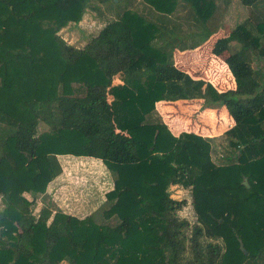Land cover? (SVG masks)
I'll return each instance as SVG.
<instances>
[{
  "label": "trees",
  "instance_id": "obj_1",
  "mask_svg": "<svg viewBox=\"0 0 264 264\" xmlns=\"http://www.w3.org/2000/svg\"><path fill=\"white\" fill-rule=\"evenodd\" d=\"M88 1L0 0V123L15 128L0 145V264L263 262L264 73L251 56L264 62V0H238L246 18L210 47L233 86L224 90L179 68L158 46L161 25L135 11L69 44L59 32ZM145 1L164 14L188 6L206 23L223 0ZM232 41L240 47L220 60ZM196 99L198 114L223 111L234 124L218 136L172 134L156 102ZM66 154L98 158L113 175L99 223L31 211ZM174 184L188 197L173 198Z\"/></svg>",
  "mask_w": 264,
  "mask_h": 264
},
{
  "label": "rangeland",
  "instance_id": "obj_2",
  "mask_svg": "<svg viewBox=\"0 0 264 264\" xmlns=\"http://www.w3.org/2000/svg\"><path fill=\"white\" fill-rule=\"evenodd\" d=\"M127 9L135 11L148 20L161 25L165 33L159 41L158 46H166L167 50L172 53L177 66L184 68L190 72L191 74H189L192 76L205 78L211 81L219 90L233 87L232 83L225 79L228 75L226 72L227 70L223 67V63H219V58L212 57L210 54V47L218 37L227 34L246 18L248 14L247 9L238 0H229L228 2L224 0L218 1L213 16L209 18L206 23L195 20L188 6L178 7L174 12L164 14L155 10L145 0H105L103 2L90 0L87 3L82 20L79 22H69L59 33L69 44L82 47L108 20L119 17L122 11ZM239 47L240 45L237 44V42L232 41L228 49L223 52V56L220 57V60H223L224 56L236 51ZM181 55H184L186 60L180 58ZM212 58L215 60L212 61ZM184 62L186 66L183 67L182 63ZM251 62L255 69L264 73V62L260 58L252 55ZM1 79L2 75L0 70V81ZM16 81L19 83L21 80L17 79ZM16 89L19 90V87ZM199 108L200 103L197 99L189 102L184 101L177 107V111L173 110V112H171L170 116H172V114L173 116L177 115L179 119L183 117L186 122L182 129H184V131H190L195 125L194 116L197 114ZM203 113L202 127L200 126L202 131H197V134L201 136H218L233 125L230 123V117L226 112L206 110ZM46 128L44 124L40 123L38 131L41 132ZM14 131V126L0 123V145H2ZM216 143L219 144V142L213 144L215 150L210 156L213 161L222 164V158ZM65 160L64 157L58 159L59 163L62 165L65 163ZM87 165L83 164L82 161L78 162L77 166L74 167V172L82 176H87L85 179L86 183H84L85 191H89L93 188H96V191L88 198L90 202L85 205V210L83 212L76 211L73 214L77 216L91 214L90 216L93 217L94 221L99 223L103 220L102 211L107 207L108 203L103 205L106 200L104 196H102V203L100 205L96 203L99 199L97 191L100 192L102 190L98 186V184L103 182L102 175L98 167L90 163H87ZM102 165L105 171H109L103 163ZM90 193H93V191H90ZM101 193L102 191L100 194ZM189 193L190 190L188 188L179 184L170 186V194L177 200L188 197ZM26 196L31 199L30 194H26ZM56 202L63 209L69 208L77 203L74 201L73 197L69 198L66 195L64 198L61 197L59 200H56ZM43 205L44 203L41 200H37L31 207L33 215L37 216ZM51 206H54L52 201ZM81 206L80 204L79 207ZM2 208L3 203L0 199V211ZM59 211L62 210L60 209ZM61 264H68V262L63 260ZM259 264H264V260Z\"/></svg>",
  "mask_w": 264,
  "mask_h": 264
},
{
  "label": "crops",
  "instance_id": "obj_3",
  "mask_svg": "<svg viewBox=\"0 0 264 264\" xmlns=\"http://www.w3.org/2000/svg\"><path fill=\"white\" fill-rule=\"evenodd\" d=\"M180 58H182L183 60H186L184 55H181ZM213 60H215V59L213 58L212 61ZM182 66L183 67L186 66V63L185 62L182 63ZM178 67L181 68L182 70L188 72L184 68H182L180 66H178ZM188 73H190V72H188ZM184 101H186V100L158 101L155 104L156 109L158 110V112L161 114V116L163 118V121L166 123L169 130L174 135H179V133L184 131V129H182V127L184 126L186 121L183 119V117L181 119H179L177 115L173 116V114H172V116H170V114H171V112H173V110L177 111V107H179ZM187 102H189V101H187ZM203 112L200 114L197 113L194 116L195 125L190 129V131L196 132V133L198 130L202 131L201 123H202V119L204 116ZM230 120H231L230 123L234 124V121L231 117H230ZM61 157H64L66 159L65 163L63 165L60 163L61 171L56 175V177L52 181L49 182V184L46 188V191L44 193L36 194V201L41 200L44 203L43 206H45V204H46V207L52 209L53 211L61 209L63 212L70 213V214H73L76 211L83 212L85 210L84 209L85 205L88 202H90L88 198L90 197L91 194H94V191H96V188H93L89 191H85L84 190V188H85L84 183H86L85 179L87 176H82L81 174H77L74 172V167L77 166L78 162L82 161L83 164H85V165H87V163H90V164H93L100 169L103 182L101 184H98V186H99V188L102 189L101 190L102 193L100 194L101 191L100 192L97 191V196L99 199L96 202L100 205L102 203V196H104V198H105V193L108 190H110L113 186V175L111 174V172L107 171V170L105 171L101 160L98 158H94V157H90V156H74V155H70V154H66L65 156H62V155L57 156L58 159ZM90 191H93V193H90ZM65 195L69 198L73 197L74 201H76L77 203L75 205L70 206L69 208L63 209L56 202V200H59L61 197L64 198ZM51 201L53 202L54 206H51ZM106 203H107V201L105 200L103 205H105ZM80 204L82 205L81 207H79ZM78 217H84V216L80 215Z\"/></svg>",
  "mask_w": 264,
  "mask_h": 264
},
{
  "label": "water",
  "instance_id": "obj_4",
  "mask_svg": "<svg viewBox=\"0 0 264 264\" xmlns=\"http://www.w3.org/2000/svg\"><path fill=\"white\" fill-rule=\"evenodd\" d=\"M243 183L248 186L246 180ZM239 244H240L239 245L240 246V249L246 254V250H245V248H244L243 243L241 242V240H239Z\"/></svg>",
  "mask_w": 264,
  "mask_h": 264
}]
</instances>
